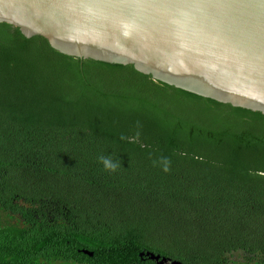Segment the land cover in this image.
Returning <instances> with one entry per match:
<instances>
[{
    "label": "trees",
    "instance_id": "16d2710c",
    "mask_svg": "<svg viewBox=\"0 0 264 264\" xmlns=\"http://www.w3.org/2000/svg\"><path fill=\"white\" fill-rule=\"evenodd\" d=\"M143 253L264 264V114L0 24V264Z\"/></svg>",
    "mask_w": 264,
    "mask_h": 264
},
{
    "label": "water",
    "instance_id": "95a60500",
    "mask_svg": "<svg viewBox=\"0 0 264 264\" xmlns=\"http://www.w3.org/2000/svg\"><path fill=\"white\" fill-rule=\"evenodd\" d=\"M2 23L65 55L132 65L155 81L264 114V0H0Z\"/></svg>",
    "mask_w": 264,
    "mask_h": 264
},
{
    "label": "clouds",
    "instance_id": "9594fccd",
    "mask_svg": "<svg viewBox=\"0 0 264 264\" xmlns=\"http://www.w3.org/2000/svg\"><path fill=\"white\" fill-rule=\"evenodd\" d=\"M101 160L103 162V165H104L105 169H107V170H113V171L115 170L116 164H113L111 159L106 158V157H102ZM164 170L165 171L168 170V168H167V162H165V168H164Z\"/></svg>",
    "mask_w": 264,
    "mask_h": 264
}]
</instances>
